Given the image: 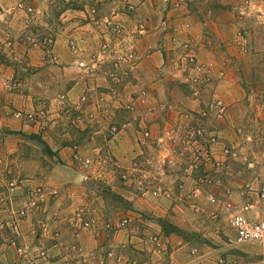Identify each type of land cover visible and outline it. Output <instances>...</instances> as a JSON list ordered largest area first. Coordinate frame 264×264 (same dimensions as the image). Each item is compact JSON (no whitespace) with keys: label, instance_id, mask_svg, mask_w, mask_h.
I'll return each instance as SVG.
<instances>
[{"label":"rangeland","instance_id":"1","mask_svg":"<svg viewBox=\"0 0 264 264\" xmlns=\"http://www.w3.org/2000/svg\"><path fill=\"white\" fill-rule=\"evenodd\" d=\"M108 2L112 6L124 5V14L130 16L137 14L135 12L137 4L133 0H109ZM197 2L192 0L189 4L181 6L180 0H165L164 9L159 12V16L156 13L158 17L152 20L154 25H152L151 30L154 31L158 44H156V48L151 47L152 49L148 48L146 50L147 54L151 52L150 50L161 51L164 48V51H171L172 56L170 59L168 56L169 61L166 73L157 75V77L162 78V81L169 85L171 91L175 89L176 93L180 92L176 96L179 99H185L184 96L186 95V99L196 102L197 109L184 108L182 110L173 103L166 104L164 112L172 120L170 121V128L167 129L168 133H166L168 138V144H166L169 148H163L162 146L158 149L163 151L159 159L157 156H152L153 150L140 153L136 157V159L140 157L139 160L134 161L133 164L134 166L136 165V169L124 173H117L116 171L113 173L115 174L114 180L122 184L132 182L130 185L133 186L135 184L136 186L133 187L136 191H139V197L147 202L155 201L158 203L160 201L163 205L164 201H174L177 198H180L183 202L184 200L187 201L189 207L194 212L199 213L209 223V226L207 225L208 228L203 229L201 234L211 233L213 237L207 234H204L205 236L200 235V237L204 239V243L208 244V249L211 248L208 251H213L212 254L222 259V264L231 263L233 260L236 262L238 260V264H264V241L242 245L250 247V250L243 252L238 250L234 253L233 251L237 248L230 249L233 253L232 255L228 254L230 250L225 253L219 250L226 244L228 237L233 236V231L227 224L229 214L236 212L246 203L238 205L239 201L235 200V196H249L253 192V196L249 200L251 202L256 189L264 185V0H227L226 4L215 1V8H222L217 9V11L220 14L229 15L228 17L231 19L232 32L228 46L235 51V54H226L227 57L222 56L219 60L209 57L201 58L197 53L198 50L194 41L196 34L191 32L190 20V14L196 10L195 5ZM51 5L53 6L45 18L50 23L51 19H54L56 24L54 23L53 29L55 31L58 28L63 30V26L69 21V14H74L76 20L86 21L90 27L92 26L98 37L93 49L86 51L79 39L66 38V47L71 58L70 65L64 63L62 60H58L53 46L55 39L47 29L42 35V40L45 39L41 45L42 55L45 59L44 65L29 64L16 69L8 67V72L0 70V74L12 75L19 83V89L14 95L9 97L8 94L2 93L0 97V121H3L2 123H5V125L14 122L18 126L17 128L10 126L12 130L7 133L2 132L3 130L0 129V136L2 135L1 133L13 136V142L22 145L23 153L27 154L30 160L37 161L41 165L42 175L39 174L41 176L36 178V173L29 171L23 174L20 171L18 172L17 167L12 162L15 152H9V149L8 151L5 150L7 141H4L2 136L0 137V156L4 159L2 165L4 168L1 169L4 172H7L6 169L10 170L11 177H26L32 179L35 183L49 186L51 192L44 202L55 198L56 191L45 182L46 179H44L43 173H49L51 168L55 166L54 164L61 163L59 159H55L56 155L49 150V145L53 143H69L68 140H65L67 133L75 136L76 133L87 129V127L82 126L81 122H87L88 125H92L91 123L99 124V121L96 120L98 118L95 116L100 117L101 120L108 118L106 119L107 122L109 119L113 121L110 107L111 101L125 97L119 102V106L114 107V109L117 108L122 111L121 115L126 118L128 116L133 125H136L135 128L139 135L138 144L146 145L151 140H155L152 137L150 125L153 122L154 113V109L151 107L153 104L150 91L142 86H135L127 92L122 89V85L132 77V71L135 66L130 68L125 76H121L119 75L120 72L114 71L115 74L113 72L114 68L110 65L114 54L102 56L103 54L100 53V47L104 43V39L109 40L110 45H119L121 50L119 48L120 51L118 50L117 53L125 51V48H134L132 41L126 39L131 36L132 30L135 29L134 26L131 24L129 28L125 25L121 26L124 35L119 39L113 37L111 29H107L110 38H100L103 36L101 30H105L103 24L109 21L114 24L116 23L115 20H117L113 18L116 15L112 12L109 14L101 13L102 15H100L98 12L101 6L100 3L95 0H53ZM31 6H25L23 2H19L17 8L23 9L26 13L25 8L30 7L32 9L33 22L36 12ZM225 6H227V9ZM72 8L80 11L73 12ZM68 10H70V13ZM141 17H147V14ZM95 20L99 21L100 24H95ZM31 23L29 27L32 25ZM138 26L140 27L138 29L147 31V28H143L144 24ZM27 31L31 34L29 30ZM145 32L140 33V35H145ZM65 34V32H62L63 36ZM49 37H51L53 43L48 44L47 39ZM70 39H73L76 44V53H73L69 48ZM184 47L195 54L196 60L201 65L202 71L198 72V76H196L199 78L198 81H193L196 71L187 70L185 67ZM136 57L137 62V54ZM81 61L88 66L94 64V76L89 69L79 65ZM28 62L30 63L27 60ZM165 64L166 62H162V67ZM62 65L70 68V70H65V73H74V78L70 81L80 87L78 93L70 90H61L60 88L49 92L35 90V87L38 86L35 81L42 76V73H46L48 79H50V76L57 73L59 67L63 68ZM10 69H12V72L9 71ZM109 75H113L114 78ZM85 77H87V80ZM103 81L109 82L110 86L99 92L98 88L102 87L100 83ZM84 84L91 85L94 91L89 93L91 97L87 93V101L77 106L78 97L85 94L83 91ZM120 84L122 85L119 86ZM28 86L30 90L26 92L22 90L25 87L29 88ZM87 87L90 88V86ZM70 89L73 90V88ZM155 92H157L156 89ZM62 95L67 98L66 102H61ZM100 98L107 101L109 107H107V112L99 105L98 101ZM133 99L135 107L131 111L126 106ZM214 101H220L224 107L221 118H216L213 112L214 109H211ZM92 104L94 108L88 110L89 105L92 106ZM10 105L12 108H10ZM9 109L11 111L18 109L21 113L20 116H12V114L8 113ZM38 111L40 112L38 113ZM30 112H33V120H29L25 116L27 115L26 113ZM78 113L84 116L82 120H75V116ZM90 114H93L92 117L89 116ZM108 123L107 136L113 138L119 132V128L114 122ZM0 127H2L1 124ZM34 127H39L36 133L32 130ZM111 127L115 128L113 134L110 133ZM198 128L204 129L205 133L215 130L216 140L211 142L206 137H197L195 133ZM145 132L148 133L147 136L144 135ZM80 146L78 143L71 144L70 147H72L73 151V156L71 157L73 160L78 159L80 166L85 169L93 166L96 162L98 163L103 156V147L96 145V147L91 149V157L84 156L80 159L81 154L78 149ZM97 151L99 152L97 153ZM164 152L166 153L165 156ZM85 159L89 160L87 165L84 163ZM155 163L157 164L155 165ZM161 176L163 177L160 181ZM129 178L133 181L129 180ZM222 178L225 179V183ZM235 182H239L238 187L234 186L233 183ZM246 185H249V188H246ZM154 187L166 190L169 193V197L165 198V196L160 194L159 198H154L151 192ZM194 187H199L200 193L195 198L196 201L191 202L188 195ZM95 188L101 190V192L103 190V186L100 184H96ZM89 189L90 195H93L94 189H91V186ZM205 193L213 195L216 202L206 201L204 199ZM106 198L113 204L120 205L124 203V199L112 191ZM262 207H264V204L259 206V208ZM79 209L87 211L93 216L91 208L87 206L86 202H83L74 205L65 219L78 212ZM213 213L216 214V218L213 217ZM93 217H96L99 221L96 215ZM222 218L224 219L222 222L224 224H219L218 222ZM65 219L63 223H65ZM154 221L160 226V231L147 237L154 249L162 246L160 241L164 238L173 237L174 235L186 242L195 239V235L178 229L163 218H156ZM217 225L228 228V234L224 235L220 226V228H214ZM226 229L222 230L226 231ZM153 236L159 241V244L153 242ZM141 262L137 261V264Z\"/></svg>","mask_w":264,"mask_h":264},{"label":"crops","instance_id":"2","mask_svg":"<svg viewBox=\"0 0 264 264\" xmlns=\"http://www.w3.org/2000/svg\"><path fill=\"white\" fill-rule=\"evenodd\" d=\"M95 1L101 5L98 11L100 15H102L101 13L109 14L112 12L116 15L115 17L113 16L114 19H117L115 20L116 23L121 26L125 25L128 28L131 24L135 28L132 30L131 36L126 39L132 41L138 56V61L135 62L130 80L119 86L122 85V89L125 92L132 90L135 86H142L150 91L153 104L151 107L154 109L153 122L150 125L152 137L155 138V140H151L146 145L138 144L137 139L139 135L135 128L136 125H133L128 116L126 118L124 115H121L122 111L117 108L114 109V107H118L119 102L125 98L123 97L111 101L110 107L113 121L109 119L108 122L116 123L119 128V132L115 137L109 138L107 136V127L109 123L106 119L108 118L101 120L100 117L95 116L98 118L96 120L99 121V124L91 123L92 125H88L87 122H81L82 126L87 127V129L76 133L75 136L67 133L65 140H68L69 143H53L49 145V150L56 155L55 159H59L61 163L54 164L55 166L51 168L50 172L43 173V176L45 177L44 179H46L45 182L55 189L56 196L52 200L49 199L47 202L40 204L22 223L26 241L45 245L54 256L53 259H61L65 254V257L68 256L69 264H126L127 262H141L144 260L153 264H212L218 259V256L212 254L213 251H208L211 248L208 249V244L204 243V239L200 237V235L204 234L212 236L211 233L201 234L203 229L208 228L207 225L209 223H207L199 213L194 212L189 207L187 201L184 200L183 202L180 198H177L174 201H167L168 203L164 201L163 205L160 201L158 203L155 201L147 202L139 197V191H136L133 187L136 186L135 184L131 186L130 184L132 182L122 184L114 180V172L124 173L136 169V165L134 166L133 164L134 161L139 160L140 157L137 159L136 157L140 153L153 150L152 156H157L159 159L163 151L158 149L162 146L163 148H169L167 146L168 138L166 133H168L167 129L170 128V121L172 120H170L168 114L164 112L166 104L173 103L178 105L182 110H184V108L197 109L196 102L194 103L188 98L186 99V95L184 96L185 99H179V97L176 96H178L180 92L176 93L175 89L171 91L169 85L162 81V78L157 77V75L166 73L168 69L167 63L172 56L171 51H164V48L161 51L150 50L151 52L149 54L146 53L148 48H156V44H158L157 39H155L154 31L151 30L152 25H154L152 20L157 18L159 12L164 9L163 4L165 0H133L137 4L135 6V12L137 14L133 16L124 14V5L118 4L112 6L108 2L109 0ZM215 1L221 4L227 3V0H196V10L190 14V20L191 32L196 34L194 41L199 57H209L219 60L220 57H224L226 54H235V51L232 47L228 46L232 32V25H230L231 19H229V15L220 14V12L217 11V9L222 8H215ZM19 2H23L25 6L32 5L31 7L36 12L35 20L31 23L32 25H30V27L29 24L26 26L24 25L23 17L26 13L23 9L20 10L17 8ZM52 3L53 0H0V70L8 72V67L16 69L17 67L21 68L29 64L38 66L44 65L45 59L42 55L41 45L45 39L42 40V35L47 29L55 39L53 46L56 56H58V60H62L64 63L70 65L71 57L66 47L69 37L79 39L86 51H91L93 49L95 43L98 41L97 34L86 21L82 22L76 20L74 14H69V21L63 26V30H60L61 28H58L57 31L53 29L55 23L54 19H51L50 23L48 19L45 18L46 14L53 6L51 5ZM225 8L227 9V6H225ZM72 11L79 12L80 10L72 8ZM68 12L70 13V10H68ZM146 14L147 17H141ZM141 24L145 25L143 26L144 29L147 28L146 32L143 29H138L140 28L138 25ZM57 25L59 24L57 23ZM27 30H29L31 34H29ZM62 32L66 34L63 36ZM144 32L146 33L145 35H140V33ZM104 37L110 38V35L106 33V35L100 38ZM8 38L9 40H7ZM64 38H67L66 41ZM27 60L30 61V63H27ZM162 62H166L164 67H162ZM11 70L12 69L9 71ZM65 70H70V68L59 67L57 73L50 76V79H48L46 73H42V76L35 81V84H38L35 90L39 92H49L56 88H60L61 90H70L71 92L78 93L80 87L73 83V81H70L71 79L73 80L74 73H65ZM100 84L102 87L98 88L99 92L110 86V83L106 81ZM70 88H73V90ZM155 89L158 93L155 92ZM22 90L26 92L30 90V87H25V89ZM92 108H94L93 104L92 106L89 105L88 110ZM55 114L58 116L57 113ZM2 122L0 121L2 125L0 129L3 130L2 132L4 133L11 131L12 127L17 128L18 126L17 123L14 122H10L9 125H5V123L3 124ZM38 128L34 127L32 130L36 133ZM1 134L3 140L7 141L5 150L8 151L9 149V152H15L12 162L14 166L17 167V171L23 174L30 171L36 173V178H39L42 175L41 165L37 163V161L30 160L28 155L23 153L21 149L22 145L13 142V136ZM72 143L81 145L78 148L81 154L80 159L84 156L91 157V149L96 147V145H101L103 147V156L98 163L96 162L93 166H89L85 169L80 166L78 159H72L71 156H73V151L72 147H70ZM165 155L166 153L164 152V156ZM156 164L157 163H155V165ZM161 172L166 173L164 171ZM162 177L163 176L160 177V181ZM129 180L133 181L130 178ZM222 180L223 182L225 181L224 178H222ZM96 184L103 186L102 192L96 188L94 189ZM233 184L235 187L239 186V182ZM90 186L91 189H94L93 195H90ZM110 191L122 197L124 203L120 205L113 204L112 202L110 203L108 198H106ZM251 196H253V192H251L249 196L236 195L235 200L239 201L238 205H241L244 202H249ZM83 202H86L87 206L91 208L93 216L96 215L99 218V225L109 219L117 220L124 217L127 218L129 222L124 229L115 230L100 236H94L89 229H81L75 232L67 229L64 226L63 220L74 205ZM244 214L250 219H264V207L259 208V206H253L246 210ZM156 218H163L178 229L195 235V239L186 242L174 235L173 237L164 238L160 241L162 246L154 249L147 237L160 231V226L154 221ZM223 221L224 219L222 218L218 223L221 224ZM219 226L217 225L214 228H218ZM220 227L226 229L224 226ZM222 229L221 231L222 233L224 232V235L228 234V228L226 231ZM0 243L2 242L0 241ZM71 243H76L80 246L83 253L88 252L93 254L96 260L94 262H84L82 261L83 253H77L75 251L64 252L63 246ZM236 248L237 249L233 248L235 249V251H233L234 253L238 250L242 252L250 250V247H244L242 245ZM193 249H196V252H192ZM228 254L232 255L233 253L230 250ZM98 258H101L103 262L99 263ZM1 260L4 264H12L15 260L13 249H4L1 253ZM232 262L233 264H238V260L237 262L234 260Z\"/></svg>","mask_w":264,"mask_h":264},{"label":"built area","instance_id":"3","mask_svg":"<svg viewBox=\"0 0 264 264\" xmlns=\"http://www.w3.org/2000/svg\"><path fill=\"white\" fill-rule=\"evenodd\" d=\"M192 0H180L181 6H185L189 4ZM26 15L24 16V25H28L32 22L33 16H32V9L30 7H26ZM95 24H100L99 21L95 20ZM109 22H105L103 26L105 27V30H101L103 35H106L108 33L107 29H111L113 32V37L116 39H119L124 35V31L120 24H116ZM107 26V27H106ZM107 31V32H106ZM111 32V33H112ZM104 43L101 45L100 50L103 55H113L111 64L113 69V72H120L119 75L125 76L127 75V72L130 68H132L135 65L136 62V52L134 48L129 47L125 48V51H122L121 53H117L119 50V45L113 46V44L110 45V41L104 39ZM245 41V40H244ZM48 44L53 43V40L51 37L47 39ZM69 48L73 53L77 52L76 44L74 43L73 39L69 40ZM124 48V47H123ZM185 48V67L187 70H195L196 75L193 77V81H198V72L201 70L200 63L196 60L195 54L190 51L188 48ZM121 50V48H120ZM119 50V51H120ZM80 66H84L87 69H89L94 76V64L91 66L86 65L83 61L79 62ZM114 72V73H115ZM116 74V73H115ZM114 74V75H115ZM111 76V75H109ZM114 78V76H111ZM116 77V75H115ZM87 80V77H85ZM83 91L85 94L81 95L77 99V106L82 103L86 102V96L87 93H91L94 91L91 87V85L84 84L83 85ZM87 86H90L87 87ZM19 89V83L14 79L12 75L2 73L0 74V97L2 93L8 94V96H12L16 93V91ZM91 97V95L89 94ZM61 102L67 100L65 96H61ZM10 103V101H9ZM99 105L104 109L106 112L108 110V103L107 101H104L102 98L98 101ZM63 104V103H62ZM5 107V106H3ZM108 107V108H107ZM127 109H130L131 111L134 110L135 103L134 99L128 102V105L126 106ZM222 104L220 101H214V103L211 106V109L213 108L214 115L216 118H221L223 114L224 107L222 108ZM10 108L11 105H10ZM40 111H38L39 113ZM8 113L12 114L14 117L20 116V111L14 110L11 111L9 109ZM25 115L27 119L31 120L34 119L33 112L26 113ZM204 115V113H202ZM41 115V114H40ZM93 115V114H92ZM90 114L89 116L92 117ZM84 116L80 115L79 113L75 116V120H82ZM32 119V120H33ZM115 131L114 127L110 128V133L113 134ZM197 137L207 138L211 142H214L216 140V132L215 130H210L209 133H205V130L202 128H198L196 131ZM145 136L148 135V133H144ZM99 151H97L98 153ZM225 152V151H224ZM228 152V151H227ZM4 162V159L0 156V169L4 168L2 167ZM84 163L87 165L89 163L88 159L84 160ZM222 163V161H220ZM7 172H4L3 169H1L0 173V264H4V262L1 260V253L3 250L7 248H12L14 251L15 260L12 264H69L68 256L65 257V254L61 257V259H53L54 256L50 253L48 248L41 244V243H35V242H28L26 241V236L24 234V231L22 229V223L27 219L28 215L32 213L40 204L44 202L46 198L49 197L50 189L49 186L35 183L32 179L29 178H20V177H11L8 169H6ZM124 178V176H123ZM204 183V181H202ZM246 188H249V185L245 186ZM152 194L154 198H159L160 194L162 196H165V198L169 197V193H167L166 190H163L162 188L154 187L152 189ZM200 188L194 187L191 191V193L188 195V198L191 202L195 200V198L199 195ZM204 199L208 202L215 203L216 199L213 197V195L205 193ZM196 201V200H195ZM264 204V185L259 186L254 194V197L251 202H247L244 205H242L239 210L236 212H233L229 214L227 219L228 227L233 231V236L228 237L226 244L221 247L219 250H221L223 253L227 252V250L236 248L238 246L244 245V244H251V243H261L264 241V219H250L245 216V211L249 208H252L253 206H260ZM213 217L216 218V214L213 213ZM129 220L127 218H120L117 220H107L104 223L99 225V221L96 219V217L91 216L89 212L82 211L79 209L78 212L73 214L70 217H67L65 219V227L67 229H70L72 231H78L81 229H89L94 236H100L109 232H113L115 230H119L122 228H125L128 224ZM153 242L155 244H159V241L153 236ZM64 252L69 251H75L77 253H83L80 246H78L76 243H71L63 246ZM218 251V252H221ZM192 252H196V249H193ZM96 260V257L93 254L90 253H83L82 254V261L88 262L92 261L94 262ZM99 263L103 262L101 258H98ZM222 259L218 258L217 261H215L212 264H222ZM126 264H137L136 261H133L131 263L127 262ZM139 264H152L148 261H143ZM231 264V263H228Z\"/></svg>","mask_w":264,"mask_h":264},{"label":"trees","instance_id":"4","mask_svg":"<svg viewBox=\"0 0 264 264\" xmlns=\"http://www.w3.org/2000/svg\"><path fill=\"white\" fill-rule=\"evenodd\" d=\"M170 229H172L171 227H169Z\"/></svg>","mask_w":264,"mask_h":264}]
</instances>
